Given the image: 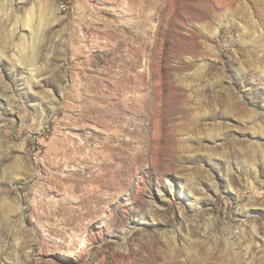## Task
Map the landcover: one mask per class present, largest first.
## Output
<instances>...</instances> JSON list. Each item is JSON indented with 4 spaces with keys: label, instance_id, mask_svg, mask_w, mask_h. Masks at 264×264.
Returning a JSON list of instances; mask_svg holds the SVG:
<instances>
[{
    "label": "rangeland",
    "instance_id": "1",
    "mask_svg": "<svg viewBox=\"0 0 264 264\" xmlns=\"http://www.w3.org/2000/svg\"><path fill=\"white\" fill-rule=\"evenodd\" d=\"M0 264H264V0H0Z\"/></svg>",
    "mask_w": 264,
    "mask_h": 264
},
{
    "label": "bare ground",
    "instance_id": "2",
    "mask_svg": "<svg viewBox=\"0 0 264 264\" xmlns=\"http://www.w3.org/2000/svg\"><path fill=\"white\" fill-rule=\"evenodd\" d=\"M116 87H117V86H116ZM120 88H122V87H120ZM113 89H114V88H113ZM113 89H111V92H112V95H111V96H114L113 93H114L115 91H114ZM118 89H119V88H118ZM127 90H128V89H127ZM106 91H107V90H106ZM113 91H114V92H113ZM152 91H153V90H152ZM109 92H110V90H109ZM119 92H120V91H119ZM121 92H123V91H121ZM121 92H120V93H121ZM128 92H129V91H128ZM125 93H126V92H125ZM125 93H124V94H125ZM154 93H155V92H154ZM124 94L122 93V95H124ZM152 94H153V92H152ZM152 94H151V96H152ZM156 94H157V93H156ZM159 94H161V92H159ZM103 95H104V94H103ZM103 95H100L99 93H97V94H96L97 101H98V99H103V98H105V97H103ZM107 95L110 96V94H108V93H107ZM119 95H120V94H119ZM119 95H118V96H119ZM153 95H154V94H153ZM157 95H158V94H157ZM104 96H105V95H104ZM111 96H110V97H111ZM115 96H116V95H115ZM148 96H149V94H148ZM120 97H121V96H120ZM125 97H126V96H125ZM158 97H159V96H158ZM148 98H149V97H148ZM154 99H155V98H154ZM156 99H158V98H156ZM103 100H104V99H103ZM118 100H119V98H118ZM124 100H125V99H124ZM146 101H147V100H146ZM151 101H152V99H151ZM98 102H99V101H98ZM119 102H120V101H119ZM147 102H148V101H147ZM120 103H121V102H120ZM144 103H146V102H144ZM144 103H143V104H144ZM151 103H152V102H151ZM153 103H154V102H153ZM155 103H156V102H155ZM155 103H154V104H155ZM96 104H97V103H96ZM96 104H95V106H97ZM137 104H138V103H137ZM147 104H148V103H147ZM154 104H153V105H154ZM98 105H99V104H98ZM141 105H142V104H141ZM150 106H151V105H150ZM162 106H163V105H162ZM155 107H156V105H155ZM142 108H145V107H143V105H142ZM156 108H157V107H156ZM149 109H151V107H150ZM145 110H146V109H145ZM157 110H158V109H157ZM160 110H161V109H160ZM94 111L100 112V110L97 109V107L94 109ZM158 111H159V110H158ZM148 112H149V111H148ZM155 112H157V111H155ZM146 113H147V111H146ZM152 113H153V110H152L151 114H152ZM143 114H144V113H143ZM98 116H99V115H98ZM152 116H153V115H152ZM152 116H151V117H152ZM156 117H157V116H156ZM146 118H147V116H146ZM123 119H124V118H123ZM149 119L152 120L151 118H149ZM126 120H127V119H126ZM128 121H129V120H128ZM144 121H145V119H144ZM148 121H149V120H148ZM155 121H156V120H155ZM124 122L126 123V121H124ZM149 122H150V121H149ZM151 122H154V121H151ZM105 123H106V122H105ZM130 123H131V122H130ZM137 123H140V122H137ZM141 123H142V122H141ZM108 124H109V123H108ZM122 124H123V122H122ZM146 124H147V122H146ZM149 124H150V123H149ZM154 124H155V123H154ZM125 125H126V124H125ZM128 125H130V124H128ZM108 126H109V125H108ZM123 126H124V125H123ZM136 126H137V125H136ZM136 126H135V127H136ZM138 126H139V125H138ZM140 126H141V125H140ZM143 126H144V125H143ZM146 127H147V126H146ZM146 127H145V128H146ZM108 128H109V127H108ZM108 128H107V129H108ZM117 128H119V127L117 126ZM139 128H140V127H139ZM149 128H150V127H149ZM151 128H152V127H151ZM120 129H122V131H123V127H122V128L120 127ZM131 129H132V128H131ZM141 129H142V128H141ZM141 129H140V130H141ZM108 130H109V133H110L111 131H113L112 129H111V131H110V129H108ZM116 130H117V129H116ZM116 130H115V131H116ZM124 130H125V129H124ZM150 130H152V129H150ZM120 131H121V130H120ZM129 131H131V130H129ZM142 131H143V129H142ZM125 132L129 133V132H128V129H127ZM132 132H133V131H132ZM140 132H141V131H140ZM148 132H149V131H148ZM115 133H116V132H114V134H115ZM149 133H151V131H150ZM106 134H108V133H106ZM135 134H136V133H135ZM137 134L139 135L138 132H137ZM143 134H144V133H143ZM100 135H101V134H98V137H101ZM118 135H119V134H118ZM118 135H117V136H118ZM120 135H121V134H120ZM120 135H119V138H120ZM123 135H125V134H123ZM123 135H122V136H123ZM130 135H131V133H130ZM147 135H148V134H147ZM106 136H107V135H106ZM115 136H116V135H115ZM115 136H114L113 134H108V136L106 137L104 143H105L106 145H109L108 143L111 142V141H113L114 138H115ZM132 136H133V134H132ZM135 136H136V135H135ZM141 136H142V135H141ZM144 136H145V135H144ZM147 137H148V136H147ZM147 137H145V138H147ZM104 138H105V137H104ZM139 138H140V135H139ZM145 138H144V139H145ZM98 139H99V138H98ZM125 139H126V138H125ZM125 139H123V140H125ZM130 139L132 140V137H131ZM136 139H138V137H137ZM141 139H142V138H141ZM156 139H157V138H156ZM99 140H100V139H99ZM99 140H97V141H99ZM115 140H116V139H115ZM123 140H122V141H123ZM127 140H128V139H127ZM101 141H102V139L100 140V142H101ZM119 141H120V140H119ZM119 141H118V142H119ZM128 141H129V140H128ZM141 141L144 142L145 140H141ZM141 141L139 140V143H142ZM120 142H121V141H120ZM120 142H119V143H120ZM132 142H135V140H132ZM146 142H147V144H149V143L153 142V140H152V138H150V139L148 138V139L146 140ZM119 143H118V144H119ZM136 143H137V140H136ZM155 143H156V142H155ZM102 144H103V143H102ZM121 144H122V145L125 144V146H128V145L131 146V145H132V144H131V141H130V142H126V141H125L124 143L121 142ZM143 144L145 145V143H143ZM106 145H105V146H106ZM153 145H154V144H153ZM153 145L150 144V146H153ZM111 146H112V145H111ZM111 146H110V149H111ZM117 146H119V145H116V147H115V145H114L115 148L120 149V148L117 147ZM120 146H121V145H120ZM147 146H148V145H147ZM154 146H155V145H154ZM154 146H153V147H154ZM103 147H104V145H103ZM106 147H108V146H106ZM112 147H113V146H112ZM133 147H134V146H133ZM133 147H132V148H133ZM138 147H139V146H138ZM144 147H145V146H144ZM121 148H122V147H121ZM125 148H126V147H124V149H125ZM127 148H128V147H127ZM127 148H126V149H127ZM129 148H131V147H129ZM136 148H137V147H136ZM112 149H113V148H112ZM118 149H117V150H118ZM137 149H138V148H137ZM143 149H144V148H143ZM145 149H146V148H145ZM152 149H153V148H152ZM122 150H123V148H122ZM122 150H121V152H123ZM119 151H120V150H118V152H119ZM150 151H151V150H150ZM151 152H152V151H151ZM97 153H98V151L96 152V154H97ZM119 153H120V152H119ZM123 153H124V152H123ZM126 154H127V153H126ZM97 155H98V154H97ZM104 155H105V154H104ZM106 155H107V156H103L102 160L99 162V165H103V166H105V167L112 166V165H113V164H112L113 162L111 161V162H112V163H111L112 165H111V164L109 163V162H110V161H109V158H108L109 156H108V154H106ZM123 155H124V154H123ZM151 155H152V154H151ZM101 156H102V155H101ZM118 156H120V154H119ZM145 156H146V155H145ZM147 156H148V154H147ZM149 156H150V155H149ZM149 156H148V157H149ZM121 157L124 158L123 156H121ZM154 157H155V156H154ZM119 158H120V157H119ZM144 158H147V157H144ZM144 158H143V159H144ZM124 159H126V158H124ZM110 160H111V159H110ZM146 160H147V159H146ZM122 161H123V160H122ZM124 166H125V165H124ZM122 168H123V167H122ZM122 168H121V169H122ZM111 171H112V170H111ZM120 171H121V170H120ZM109 172H110V171H109ZM162 190H163V189H162ZM163 191H164V190H163ZM161 192H162V191H161ZM161 192H160V193H161ZM166 196H167V194L164 192L160 197H161V198H165Z\"/></svg>",
    "mask_w": 264,
    "mask_h": 264
}]
</instances>
